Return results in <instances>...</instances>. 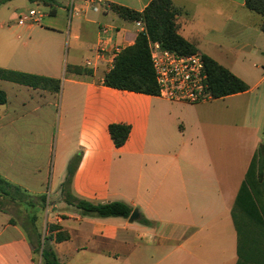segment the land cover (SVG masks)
Listing matches in <instances>:
<instances>
[{"label":"crops","instance_id":"0c3cea01","mask_svg":"<svg viewBox=\"0 0 264 264\" xmlns=\"http://www.w3.org/2000/svg\"><path fill=\"white\" fill-rule=\"evenodd\" d=\"M150 2L0 5L10 12L0 19V67L61 82L55 90L0 79L6 96L0 104V176L32 198H47L45 205L37 202L34 225L43 238L56 234L51 225L70 233L68 240H50L62 264H264V158H256L258 144H238L236 125L227 122L224 132L218 125L217 139L210 138L212 113L205 107L210 101L170 102L104 84L116 47L134 44L141 30L112 6L143 11ZM173 3L181 9L179 33L248 83L247 91L230 96L253 92L252 70L264 67L263 17L245 0ZM30 10L38 14L20 24V15ZM70 65L91 73H74ZM263 80L264 74L255 86ZM262 93L254 128L261 141ZM113 123L131 126L119 148L109 132ZM78 155L75 196L94 203L124 201L151 223L82 216L67 205L61 188ZM25 210L23 224L0 205V264H40L25 231L31 227V212Z\"/></svg>","mask_w":264,"mask_h":264},{"label":"trees","instance_id":"16d2710c","mask_svg":"<svg viewBox=\"0 0 264 264\" xmlns=\"http://www.w3.org/2000/svg\"><path fill=\"white\" fill-rule=\"evenodd\" d=\"M10 0H0V5ZM31 2H41L45 5H52L54 0H30ZM246 7L256 13H259L263 20L260 24L264 31V0H245ZM113 10L121 17L130 21H142L145 29L137 35L135 43L125 47L116 57L113 68L106 73L104 84L106 86L134 91L149 95H159V84L156 79V73L153 66L150 41H157L165 49L181 53L191 54L198 52L196 45L185 39L178 31L177 18L181 9L174 5L173 0H151L143 11H137L122 5H113ZM53 13V11H51ZM208 75L209 89L214 98H224L233 94L245 92L249 85L241 77L224 67L208 55H203ZM68 70L78 74H88L91 70L81 66H68ZM0 79L13 80L23 84L40 87H53L59 90L60 80L47 78L29 73L15 72L0 67ZM6 96L3 90H0V104L5 103ZM131 131V126L124 123H113L109 125V132L116 147L123 146ZM79 155L76 156L68 166L67 176L62 184L61 193L67 205L74 207L82 216L87 217H123L131 216L135 208L120 200L103 203H94L92 201L79 198L72 192L71 185L76 165L79 161ZM257 157L264 158L262 151L258 152ZM256 162L252 163V169L256 168ZM251 171V169H250ZM259 172L262 173V166L259 165ZM249 173V172H248ZM0 197L10 199L14 202L23 201L30 207H36L37 202L41 205L46 204L47 198L41 196L38 199L30 197L20 187L0 176ZM31 227L26 228L30 241L34 246V253L41 256V264H62L54 249L50 245L53 238L57 241L70 239V233L63 230L59 225H51L50 232L53 235L42 234L35 228V212L30 210ZM140 222L150 224L151 222L140 215ZM37 238V244L34 239Z\"/></svg>","mask_w":264,"mask_h":264},{"label":"built area","instance_id":"2783aa9c","mask_svg":"<svg viewBox=\"0 0 264 264\" xmlns=\"http://www.w3.org/2000/svg\"><path fill=\"white\" fill-rule=\"evenodd\" d=\"M74 2L75 0H71L72 5ZM37 14L36 10L21 14L19 23L24 24ZM136 24L141 29L140 31L145 29L142 21H136ZM149 45L160 97L170 102L189 104H199L214 99L207 82L208 75L202 53L199 51L191 54L177 53L163 48L157 41H150ZM105 49V44L102 42L99 51L102 53ZM122 50L121 47H116L115 57Z\"/></svg>","mask_w":264,"mask_h":264},{"label":"rangeland","instance_id":"374dc122","mask_svg":"<svg viewBox=\"0 0 264 264\" xmlns=\"http://www.w3.org/2000/svg\"><path fill=\"white\" fill-rule=\"evenodd\" d=\"M9 10L7 6L3 7L0 10V19H8L10 17ZM41 23H43V18H41ZM254 73V78L252 79L253 92L243 96H230L225 98L216 99L210 101L205 105L206 109L212 113V125L207 129V135H210V138L215 137L217 139L216 130L218 125H221L220 130H223L225 122L231 126L236 125L237 129V143H241L243 147L246 144L254 145L258 144V152L261 151V147L264 146V138L262 141L257 139V134L255 131V125L259 123L260 113L262 111L263 103L261 102V97L259 95L263 94L264 90V80L260 83V86H255V84L261 79L264 74V67L259 69L254 68L252 70ZM253 125V126H251ZM207 128V126H206ZM221 140L223 139V135ZM211 143V140H210ZM213 144V142L211 143ZM239 148V147H238ZM0 205L8 208L13 214L14 219L20 223L27 222V213L26 210H31L32 212H37L39 209L37 207H23L18 203H9L6 201L4 203L0 197ZM47 234V231L44 232ZM35 259L38 263L41 264V256L38 253H35Z\"/></svg>","mask_w":264,"mask_h":264},{"label":"water","instance_id":"95a60500","mask_svg":"<svg viewBox=\"0 0 264 264\" xmlns=\"http://www.w3.org/2000/svg\"><path fill=\"white\" fill-rule=\"evenodd\" d=\"M261 151L264 153V146L261 147ZM139 218H140L139 211H138L137 209H135V210L132 212L131 216L129 217V220H130L131 222H133V221L138 220Z\"/></svg>","mask_w":264,"mask_h":264}]
</instances>
